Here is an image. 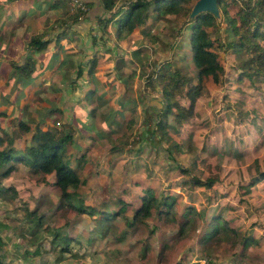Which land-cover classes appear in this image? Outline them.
Segmentation results:
<instances>
[{
    "label": "clouds",
    "instance_id": "obj_1",
    "mask_svg": "<svg viewBox=\"0 0 264 264\" xmlns=\"http://www.w3.org/2000/svg\"><path fill=\"white\" fill-rule=\"evenodd\" d=\"M49 2L40 0L44 5L41 11L48 8ZM228 2L232 4L233 0ZM36 3L37 0H0V36L6 35L13 44L21 41L16 45V55L9 59L23 67L30 58L36 64L31 73L35 87L39 89L46 80L44 87L50 88L57 73L63 79L60 68L52 66L56 34L70 28L68 39L61 42L75 63L83 66L84 74L77 77L73 69L68 83L75 80V86L66 88L59 84L57 95L63 115L58 124L50 126L60 132H74L68 156L73 158V168L81 175V182L76 189H64L63 177L57 172L30 175L40 166L35 161L31 169L24 166L30 140L18 139L16 149L23 153L16 157L19 171L4 182L5 186L15 185L20 193L10 225L26 229V211H41L62 234L80 245L73 254L79 259L61 257L62 264H123L133 247L137 251L151 249V264H155L157 253L162 264H264V71L257 73L249 63L264 55V7H257L262 0H234V7L229 10L238 27L247 15L246 31L257 34L255 39L247 37L245 51L239 58L229 45L241 38L227 31L221 8L213 39L222 71L211 98L208 89L203 88L199 100L189 98L202 87V69L189 43L194 35L190 29L195 23L192 9L197 0H188L183 19L173 26L175 37L163 51L149 46L139 35V28L132 36L125 33L123 40L116 39V20L135 11L141 0H116L111 8L100 0V7L94 5L95 10L85 7L84 0H72L70 15L77 18L69 20L60 12H48L49 17L60 18L61 24L44 37L53 41L47 54L30 49L25 39L36 32L31 16L37 11ZM200 11L199 8L197 15ZM101 17H116L108 26L107 35L101 32ZM162 28L163 24L154 34ZM93 34H99L96 44L91 40ZM73 38L77 42L70 44ZM142 45L147 51L141 59L148 70L141 74L132 53ZM96 54L103 57L107 68L93 77L87 65ZM6 55V45H0V68L9 62ZM116 60H122L127 67L117 72ZM104 71L110 75L105 76ZM176 71L179 77L173 83L172 74ZM133 73L135 81L126 92L123 79ZM12 83L15 84L14 79ZM90 92L95 93L91 100ZM6 94L0 89V96ZM25 104L27 101L22 102V107ZM194 106L196 112L192 115ZM93 110L97 113L95 118L88 115ZM133 114L135 124L129 129ZM17 115L23 118L21 113ZM108 137L112 138L111 143ZM113 144L120 149L115 154L109 150ZM236 155L247 163L259 158L260 163L251 169L246 163L238 166L233 159ZM84 158L88 163L81 173L77 164ZM221 164L222 170L217 171L215 165ZM210 180H215V186H197ZM250 188L253 194L246 195ZM150 195L155 200L151 213L140 217ZM21 202L24 208L20 207ZM121 202L129 207L127 215L112 211ZM133 213L138 219L129 227ZM3 222L4 213L0 211V223ZM0 235L12 237V244L2 251L16 259L17 264H24L18 253L35 251L40 246V241L33 245L17 240L11 231L0 229ZM125 238L128 243L119 244ZM254 239L258 243L252 246ZM41 241L47 254L29 259L28 264H56L58 252L52 247L51 237L45 235ZM132 264H138L135 253Z\"/></svg>",
    "mask_w": 264,
    "mask_h": 264
},
{
    "label": "rangeland",
    "instance_id": "obj_2",
    "mask_svg": "<svg viewBox=\"0 0 264 264\" xmlns=\"http://www.w3.org/2000/svg\"><path fill=\"white\" fill-rule=\"evenodd\" d=\"M65 7L68 8L69 4L66 3ZM182 19L183 17L178 14H170L163 18H157L156 20L151 22L150 30L149 32H146V33H144V30L147 29V26L149 23H144L145 26L141 25L139 27L143 33L141 37L144 40H146L148 42V45L151 46L153 49L163 51L168 47L170 41L174 39L175 37V29L173 28V26L178 25ZM110 24L111 23H109L108 25ZM161 24H163V28L160 30L159 34H154V30L158 28ZM101 32L103 31L101 30ZM103 33L107 35L106 31H104ZM215 34L216 32L213 33V37L215 36ZM91 40L93 44H96L99 40V34H95V38L93 39L91 36ZM214 42L215 44H217L216 40H214ZM0 45H6L7 55L5 56V59L10 60L9 59L10 58V40L8 39L6 35L0 36ZM139 49H141V51L137 55H135L134 53H132V55L134 59L139 63V71L142 74L148 70V65L146 64L145 60L141 59V57L145 55L147 49L143 45ZM216 50L218 52V57L221 62V57L219 55L218 47H216ZM107 51L111 53L112 49L108 48ZM153 54H155V52H153ZM15 55H16V48H15V52L13 56ZM96 55H97L96 56L97 64H96L94 73L90 74L89 72V74L92 75L93 77H95L97 72H100L102 69L107 68V64L103 63V57H100L99 54H96ZM138 59L141 60L142 64L139 62ZM74 63L73 65L75 66V69H77L79 65H77L76 63L74 64ZM8 64L9 63H7V65ZM5 65L3 68H0L4 70V72H0V74L3 73V75H0V89H2L4 92H7L6 95L0 96V111L5 113V114H0V135L5 137L4 144L6 146L10 144L9 139L12 138L13 145H15L16 147V141L18 139H24L25 137H27L31 143V134H32V131L36 123H38L41 126L43 125L44 127L47 126V128L48 127L52 128L50 125H55L60 122V117L63 115V113L61 112L59 108V97L57 95L59 93L58 92L59 90L56 89V87H59L60 83H63L66 88L70 86L74 87L75 80H73L70 85L68 83V80L63 81L58 78H54L55 82H53L50 88L44 87V85L47 82L45 80L41 82V87L37 89L35 87V83L33 80H29V82L25 83L24 81L20 82V80H16L15 78L10 77L9 79L10 82H8V76L10 74V71H9L10 66H5ZM87 66L89 67V64ZM66 67L69 70L73 69L68 64ZM124 67H127V65L123 64L122 60L115 61V70L117 72H121ZM133 67H135V65ZM81 68L83 69L81 75H83L84 68L83 66ZM104 75L108 76L110 75V73H108L107 71H104ZM76 76L79 77L77 75V72H76ZM13 79L15 80V84L12 83ZM118 79H123V78L118 77ZM134 81H135V73H133V76L130 77L129 79H123V87L126 92L131 90V83ZM54 84H58V86H53ZM216 84L218 83L213 82L209 78H205L204 80L203 88L208 89L209 99L212 96V93L214 91V87ZM9 89H11V91H8ZM13 97H15V99H13ZM201 97H202V94L198 96L197 100H199ZM93 98L94 97H92L91 99ZM122 100H123V97L121 98V101ZM23 101H27V104L23 105L22 107ZM51 108H55V110H51L53 111L51 112L49 110ZM194 111L196 112V109H194ZM17 113H21L23 115L22 120L24 122L25 121L28 122L31 125L32 128L30 130H23L18 126L16 122H17V119L20 118L21 116L17 115ZM96 114L97 113L95 112V110L94 112L88 113V115L92 118H95ZM132 119L134 120V123H135L134 114H133ZM71 132L73 134L72 140H74L75 134L73 131ZM106 139H108L110 143L112 142L111 137H108ZM117 149L120 150L116 144H113V146L109 150L113 152V154H115L117 152ZM233 159L235 160L238 166L246 163L249 169H251L253 165H258L260 163L259 158L251 161V163H247L245 161V158L239 155H236L235 157H233ZM71 160L73 161V158H71ZM87 163H88L87 160L85 162L83 161L82 164L79 166L81 173L84 172V169ZM13 164H16L17 166L14 167V169L10 170L8 174H4L6 173L5 172L6 166L0 167V204L3 205V207L0 208V211L4 213V222L0 223V229H2L5 232L11 231L17 240L27 241L29 244L35 245L37 241H40V246H37L35 251H30L26 249L24 250L22 255L18 253V258L23 259L24 264H28L29 259L34 260L36 257L47 254L46 250L42 246L43 242L41 241V237H44L45 235H47L51 237L52 247L55 248L58 252V256L56 257V264H62L61 257L66 258L70 255L73 256V260H78L79 259L78 255H73V254L75 251V247H79L80 245H78L76 241L69 240L67 237H64L62 239L57 238V233L59 236L64 235L62 234V230L57 228L53 223H50L48 218L42 215L41 211H34L35 215H32V213H30L31 211H26L25 218L28 221V226L26 229L23 228L22 226L13 227L10 225L9 222H11L14 218L13 214L17 212L16 202L20 197V193L17 190V187L15 185H8V186L4 185V182L6 180L12 177L15 172L19 171L18 162L13 161ZM24 166L31 169V167H29L26 164H24ZM215 168L217 171H221L223 168V165L222 164L215 165ZM40 173L41 172H35V173L30 172V175L36 176V175H39ZM86 182L87 181L85 180V183ZM200 187H203V186H200ZM255 187L256 185H252V188H255ZM252 188L249 189L246 195L253 194ZM119 206H117L116 208H118ZM20 207L21 208L25 207L23 202H21ZM123 212H124L123 214H120L121 216L128 214L129 212L128 205L126 207V210L125 211L123 210ZM221 223H223V221H221ZM132 224L131 225L129 224V227H132ZM255 226L256 225H254V227ZM65 238L67 240H65ZM0 239H1L0 260L7 262L9 264H17L16 259L10 258L9 253L2 251L4 248L12 244V237L0 235ZM127 243H128L127 238H125L124 240H119V244L121 245H126ZM257 243H258V240L254 239V241L251 244L252 246H254V245H257ZM16 248H19V245H17ZM133 253H135V260L138 261V264H151V260H152L151 249L142 248L139 251H137L135 247L129 250L128 257L124 259L123 264H132ZM97 255H99V253ZM122 255L123 254L121 253V256ZM154 259H155V264H162L159 253L156 254Z\"/></svg>",
    "mask_w": 264,
    "mask_h": 264
},
{
    "label": "trees",
    "instance_id": "obj_3",
    "mask_svg": "<svg viewBox=\"0 0 264 264\" xmlns=\"http://www.w3.org/2000/svg\"><path fill=\"white\" fill-rule=\"evenodd\" d=\"M62 1L68 3V0ZM103 3L106 8H111L115 6L116 0H103ZM187 3L188 0H151V3H144L143 0H141L140 5L135 7V11L124 13L118 20H116V38L118 40H123L125 38V33H127L129 36H132V34L135 33L137 31V28H139L141 25H144V23H148L149 21L152 22L157 18H163L170 14H178L183 17L185 15V5ZM84 4L89 7L88 2L84 1ZM218 6L220 11L221 8L223 9L225 23L227 24V31H229L233 36L241 38L239 42L233 40L229 45V47L232 48L236 56L239 58L245 51L243 44L246 43L247 37L251 35V37L255 39L257 38V34L248 33L246 31L248 21L247 15L244 16L243 24L240 27H238L235 21L231 18L229 10L234 7V0L232 4H230L227 0H218ZM257 7H264V0H262V3L260 5H257ZM65 10V16H68L69 20L77 18L70 15L71 10L69 9V7ZM100 19L102 24L101 30L103 32H107L108 24L112 22V19H116V17H112V19L101 17ZM192 19L195 21V23L191 26L190 32L194 33V35L190 36L189 43L195 49L196 63L202 69V87L191 93L189 98L197 99L198 96L202 94L205 78H209L215 83L219 82L218 74L222 71V67L218 57V52L216 50L217 44H215L213 39V33L218 31L216 23L218 18L213 13L205 11L201 12L200 15H196ZM150 26L151 24H148L147 29L144 30V33L149 32ZM142 34L143 33L140 30L139 35L142 36ZM42 37V33H35L34 35H32L28 39V47L30 49H34L35 51L43 50L47 46L49 39H43ZM93 38H95V34L92 35V39ZM140 51L141 49L137 48L133 51V53L137 55ZM249 51H255V49H249ZM96 56L97 55L93 56L88 62V72H90V74L94 73L97 64ZM27 59L28 62L23 67L17 65L13 59L9 60V64L5 65L10 66L11 70L8 76V82H10V77L15 78L16 80H20V82L24 81L25 83L29 82V80H32L31 73L35 71L36 64L30 58ZM138 60L142 64L141 60ZM249 63L256 67L257 73L264 71V55L254 57ZM65 64H68L70 66L73 65L70 60H68ZM40 66L43 67L44 65L41 64ZM81 67L82 66L77 67L76 72L78 76L82 74L83 69ZM2 70L3 69H0V72H4V70ZM0 75H3V73H1ZM178 77L179 71H176L174 74H172L173 83H177ZM162 78L168 79V77ZM94 96V92L88 93L89 99ZM194 109L195 106L192 109V115H195ZM49 110H55V108H51ZM92 112H94V110ZM0 114L5 113L0 111ZM188 118L190 119V117ZM16 123L23 130H30L32 128L31 125L26 121L24 122L21 117L17 119ZM134 124V120H130L128 124L129 129ZM72 139L73 134L71 130L66 129L64 132H60L57 129L50 127L47 128V126L44 127L43 125L41 126L36 123L31 134V143L29 144L28 151L26 153L27 159L23 163L32 168L33 161H35L36 164L40 166L37 172H57L60 176L63 177V180L61 181V187H63L64 189H67L69 187L75 189L80 185L81 177L74 171L73 161L71 160L72 157L68 156V147L69 144L72 143ZM4 142L5 137L0 135V167L7 166L5 171L6 173L4 174H8L10 170L14 169V167H11V165H13V161H17L16 157L22 155L23 153L17 151L15 145H13L12 138L9 139L10 144H8L7 146L4 144ZM86 160L87 158H84L83 161L85 162ZM82 162H79L77 166L79 167ZM214 184L215 180H210L207 184H199L198 186L210 188L214 186ZM67 199L69 200V202H71L70 196H68ZM154 202V197H151L150 195V198L144 203V211L140 213V217L151 213L152 205ZM170 202L174 204V201ZM126 207L127 204L121 202V205L118 208H114L112 211H118L120 214H123V210L125 211ZM30 213H32V215H35L34 211H31ZM137 219L138 217L135 213H133L132 220L129 222V224L131 225ZM221 221H223V218ZM62 236H59L57 233V238L62 239L66 237L65 235ZM65 240L67 239L65 238ZM0 264L9 263L0 260Z\"/></svg>",
    "mask_w": 264,
    "mask_h": 264
},
{
    "label": "crops",
    "instance_id": "obj_4",
    "mask_svg": "<svg viewBox=\"0 0 264 264\" xmlns=\"http://www.w3.org/2000/svg\"><path fill=\"white\" fill-rule=\"evenodd\" d=\"M84 1L89 3V8H94V5L96 8L100 7V0H84ZM65 5H66V3L63 2L62 0H50V2L48 3V8L46 10L41 11L42 9H44V5L42 3H40V0H37V3H36L37 11H34L31 13V16L33 17L32 23L36 29L35 33H42L43 34L42 38L44 39V37L48 34V32L50 30H54L56 28V25L61 24L60 18L49 17L48 12H60L63 15H66L65 14V12H66ZM94 10H95V8H94ZM108 26H107V29H108ZM69 31H70V28H65L62 32L56 34V47L52 50V66L60 68L61 73L63 74V79H62L63 81L68 80L69 71L71 72L73 69L75 71L77 70V69H75L74 65L71 66L73 69L69 70L66 67L67 65L65 64L68 60H70L72 62V64L75 62L74 56L65 51V48L61 42L63 39H68ZM29 38H30L29 36H25V39L27 41ZM76 42L77 41L75 38L69 40L70 44H75ZM20 43H21L20 40H16L15 44H13L10 41V58L14 57L13 54L15 52L16 45H19ZM52 43H53L52 39L49 38V42H48L47 46L43 50H40L37 52L47 54L49 49L52 47ZM43 59H44V56H41V60H43ZM59 76H60V73H57L55 78L59 79ZM53 86H58V84H54ZM56 89H58L59 90L58 92H60L59 87H56Z\"/></svg>",
    "mask_w": 264,
    "mask_h": 264
},
{
    "label": "water",
    "instance_id": "obj_5",
    "mask_svg": "<svg viewBox=\"0 0 264 264\" xmlns=\"http://www.w3.org/2000/svg\"><path fill=\"white\" fill-rule=\"evenodd\" d=\"M201 9V12L209 11L213 13L218 19L220 18V9L218 6V0H197V5L192 9V18L197 15V10Z\"/></svg>",
    "mask_w": 264,
    "mask_h": 264
},
{
    "label": "built area",
    "instance_id": "obj_6",
    "mask_svg": "<svg viewBox=\"0 0 264 264\" xmlns=\"http://www.w3.org/2000/svg\"><path fill=\"white\" fill-rule=\"evenodd\" d=\"M71 3H72V0H68V4H69V9L71 10ZM85 5V4H84ZM85 7H87L86 5H85ZM88 8V7H87Z\"/></svg>",
    "mask_w": 264,
    "mask_h": 264
}]
</instances>
